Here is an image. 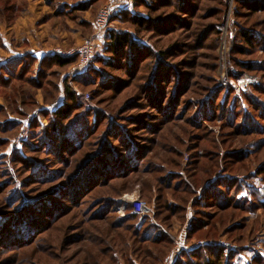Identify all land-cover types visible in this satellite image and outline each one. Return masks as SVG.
<instances>
[{
    "label": "rangeland",
    "instance_id": "rangeland-1",
    "mask_svg": "<svg viewBox=\"0 0 264 264\" xmlns=\"http://www.w3.org/2000/svg\"><path fill=\"white\" fill-rule=\"evenodd\" d=\"M109 1L0 0V66L25 53L40 60L52 53L77 56L65 68L48 66L38 85L26 80L0 89V216L27 205L30 217L24 209L18 217L24 234L31 216L37 219L43 211L31 204L51 199L63 210L57 214L45 204L43 226L29 241L16 240L22 235L14 223L0 222V264H192L191 251L208 247L233 253L235 264H264V0H185L186 7L179 0H162L150 12L138 6L135 12L147 14L149 21L160 20L138 32L127 21L109 26L150 48L151 55L132 74L122 57L107 65L114 58L105 53L110 38L96 31ZM245 32L254 35V45L244 42ZM86 44L94 45L95 59L79 69L78 49ZM158 61L169 67L168 82H160L165 102L176 105L167 118L144 88ZM30 64L37 73L39 61ZM67 86L101 112L102 121L111 119L143 147L138 171L101 175L80 190L79 198L71 191L56 193L97 153L96 139L111 131L107 123L84 148L71 156L62 151L67 166L51 151L48 157L25 147L34 144L38 126L48 125L47 113L66 102ZM239 99L243 107L235 108ZM111 135L102 140L116 147L119 141ZM71 147L76 148L73 142ZM35 157L38 176L29 167ZM236 186L237 196L228 190ZM124 196L145 202L149 215L116 210ZM235 197L241 201L235 203ZM106 201L113 202L111 213L99 208ZM129 211L136 220L126 218ZM135 225L140 231L149 226L150 240L162 237L143 242Z\"/></svg>",
    "mask_w": 264,
    "mask_h": 264
},
{
    "label": "trees",
    "instance_id": "trees-1",
    "mask_svg": "<svg viewBox=\"0 0 264 264\" xmlns=\"http://www.w3.org/2000/svg\"><path fill=\"white\" fill-rule=\"evenodd\" d=\"M160 2H162V0H131L128 6L115 10L111 18V23H113L115 20L131 22L133 25L136 26L137 32L141 31L144 29L145 24H148V22H158V20L160 19L159 17H151V21H149V16L147 14L143 15L141 13L135 12L137 10L136 8L140 6L150 12L154 9V6H156L157 8V5H159ZM185 2V0H179V3H182V5L186 7L187 4ZM80 9L84 10V7L81 6ZM106 33L110 38V42L105 47V53L114 57L113 59H109L107 65L112 66L111 63H116V59L122 57L121 59H123V61L127 60L128 73L132 74L136 71L138 72L141 67L140 63H142V61H144L147 57L151 55L149 52L150 48H148L149 46H147V44L145 45L141 40L135 37V35H132L128 32L124 33L118 32L116 30L112 31V29L111 31H109L108 28L105 34ZM243 39L247 45H254L255 39L253 34L250 35L245 32L243 34ZM124 56H126V59L124 58ZM76 58L77 56L63 57L59 54L52 53L48 56L46 55L40 60L33 54H22L20 57H16V59H13L12 61L8 62L7 65L0 66V89L4 87H11L16 82H26V80H28L27 82L32 85H38L41 79L45 78V69H47L48 66L56 64L60 68H65L69 65H72ZM35 61H39V68L37 73L31 70L32 64L30 63ZM164 66L166 67L162 68L159 64V61L156 63V65H154L153 72L149 78L148 84L145 85L144 88L146 89L149 101L154 104V107L157 108V111L161 112V114L163 116H166L167 118V116H171L173 114L176 105L173 101L167 104L165 102V92L160 82H168L167 78L169 75V67L167 65ZM31 73H33L34 75H32ZM176 89H178V87H176ZM64 92L67 98L66 102L57 107L54 111H48V125L42 127L38 126V129L34 131V133L32 134V138L30 137L31 139H33L32 143L34 144L31 145L27 143V145L25 146L30 147L29 151H32L33 154H39L40 152L46 153L48 157L50 154L49 151H51L54 153V156L57 157L58 161H62L63 165L67 166L68 161L63 158L62 151H68L71 156L74 152L84 148V143L89 142L93 134L96 135L105 123L108 124V127L111 131H106V133H103L101 136H107V134L112 132L111 136H116L119 141V144L117 145L118 147H114L104 142L101 136L96 139L101 143L97 153L95 155H92L89 160L85 161L84 163H81L78 169L72 175H70L68 181H66L64 185H59V192H57L56 194L63 195V192L71 191V197L76 196L77 198H79V195L81 196L84 192H80V190L90 188V184L97 182L98 179H100L101 175L104 176L105 179L114 175H117L118 177H123L126 176L127 173L138 171L144 165L143 147L138 145L126 130H123L122 127H119L117 125L115 126L111 119L110 121H102L106 119L105 116L101 115V112H99L98 110L85 105L80 100V97L77 96L76 91L72 87H65ZM175 94L176 93L174 92L173 95ZM246 94L247 99H249L248 93H244V95ZM234 102L237 104L235 105V108L243 107L242 101L240 99ZM249 102L253 103L251 99H249ZM253 109H259V107L254 104ZM164 121L166 122L167 120L165 119ZM111 128H115V130H118V133H120V135H118V133H113ZM5 129L8 130L9 127L5 126ZM150 129L153 131L152 128ZM79 138H81V140H79ZM55 142H57L56 146L49 145V143ZM72 142L73 145L76 147L74 149L71 147ZM153 142H155V140ZM38 145L45 147L42 148V150L41 147ZM57 145H59L60 148H58ZM37 158L38 157H35V160L32 159L34 161L30 160L29 162V167H32L31 169L35 168L33 172L36 176L38 175L37 171L35 170L39 169L37 167ZM52 174L62 176L63 171H55V173ZM52 178L49 179L51 182L52 180H55ZM43 180L44 178H42V181L40 182H43ZM237 187L238 186H236L234 190L233 187H229L228 190L235 193V196H237ZM240 190H242L241 193L244 192L242 187ZM255 195L257 196V193H255ZM239 199L240 200H237L235 197L233 201H235L236 203V201H241V198ZM112 203V201H106V203H104L106 205H103L99 208H102V212L104 213L106 211L111 213ZM45 204L52 205L53 211H58L57 214H61L63 211L62 208L58 207L51 199L48 201L42 199L38 203L31 204L34 208H40L43 211L40 212L41 215L37 219L31 216L29 222L26 223L24 226V234L20 232V228L23 230V227H20L18 229V217H20L19 212H21V210L23 209V211H25V213H28V216L30 217V211H27V205L26 207H22L21 210H18L17 212L11 215H1L0 222H11L12 224L14 223L16 225V228L18 229L16 230L18 231L17 234L22 235L19 239L18 237H16V240L29 241L36 229H39L41 226H43V224L41 223V216L43 217V215L47 213ZM226 204H228L227 206H231L232 203L231 201H226ZM129 212V216L126 218L136 220V213H134L133 211ZM93 217L102 218L104 217V214H102V216L94 214ZM134 227H136V225ZM135 230L139 233V238L143 242L150 240L147 236L150 231L149 226L144 231H140V229L138 228ZM7 235H10L9 231H6V236ZM157 237L159 238L150 241H158L160 240L162 235L160 236V234H158ZM1 238L2 237L0 236V239ZM199 250L200 248L191 251V260L189 261H193L192 264H235V255L233 253H229L226 256L224 250L221 248L215 249L212 247H208L207 249L205 248L203 250Z\"/></svg>",
    "mask_w": 264,
    "mask_h": 264
},
{
    "label": "built area",
    "instance_id": "built-area-1",
    "mask_svg": "<svg viewBox=\"0 0 264 264\" xmlns=\"http://www.w3.org/2000/svg\"><path fill=\"white\" fill-rule=\"evenodd\" d=\"M109 2L110 4L101 9L96 21V31L100 36L104 35L108 30L115 10L128 6L131 0H110ZM94 53V45L92 44H86L83 48H79L78 55H80L81 58L78 63V68H87L95 59ZM73 55L74 53L71 55L67 54L66 56L71 57ZM116 204V210L122 214H125L128 208H131L134 212L142 216H147L151 212L150 207L145 202L135 200L130 196H124L122 199L118 200Z\"/></svg>",
    "mask_w": 264,
    "mask_h": 264
}]
</instances>
